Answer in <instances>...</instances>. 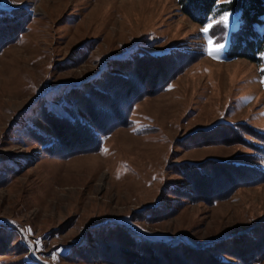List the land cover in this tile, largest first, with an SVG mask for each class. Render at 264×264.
I'll return each mask as SVG.
<instances>
[{"label": "rangeland", "instance_id": "rangeland-1", "mask_svg": "<svg viewBox=\"0 0 264 264\" xmlns=\"http://www.w3.org/2000/svg\"><path fill=\"white\" fill-rule=\"evenodd\" d=\"M19 9L30 17L26 30L0 51V264H105L71 259L101 226L190 248L217 243L221 252L264 233V178L208 203L180 195L189 186L175 172L213 161L264 177V51L258 62L228 56L239 13L215 9L200 25L178 0H0V10ZM225 13L227 26L218 22ZM209 39L224 45L214 57ZM138 52L180 66L164 90L136 102L130 125L99 151H45L36 137L54 133L43 117L71 119L66 92L121 74L117 61ZM225 124L245 125L242 141L202 143Z\"/></svg>", "mask_w": 264, "mask_h": 264}, {"label": "trees", "instance_id": "trees-1", "mask_svg": "<svg viewBox=\"0 0 264 264\" xmlns=\"http://www.w3.org/2000/svg\"><path fill=\"white\" fill-rule=\"evenodd\" d=\"M178 0L181 11L193 22L204 24L214 11L239 13V28L232 33L227 54L231 58L258 62L264 51V0ZM216 9V10H215ZM29 15L24 10H0V51L15 42L26 30ZM165 56L134 53L114 66L121 74L103 73L92 82L65 94L70 102L64 106L69 118L45 115L44 121L54 133L53 138L41 141L50 155L68 157L73 154L99 151L102 139L115 128L130 125V111L143 97L163 91L175 76L180 66H161ZM78 113L81 118H74ZM237 126L220 125L206 132L204 144H230L242 141ZM248 128V127H247ZM217 130L214 135L210 132ZM252 131V130H251ZM254 134V131H252ZM212 135V136H209ZM220 137H217V136ZM256 135H258L256 133ZM184 178L189 191L179 190L180 195L189 200L214 203L229 195L240 185L253 184L264 177L253 171H240L233 163L209 161L200 165H183L175 171ZM249 173H252L249 175ZM147 220L155 217L145 215ZM264 231V227L261 226ZM94 237L88 245L74 248L71 259L82 262H102L105 264H255L264 258V233L250 237L243 235L231 242L234 247L218 250L214 244L200 248H190L181 244L170 245L162 242L141 240L119 225L101 226L94 230ZM235 259L225 262L220 255Z\"/></svg>", "mask_w": 264, "mask_h": 264}, {"label": "snow or ice", "instance_id": "snow-or-ice-1", "mask_svg": "<svg viewBox=\"0 0 264 264\" xmlns=\"http://www.w3.org/2000/svg\"><path fill=\"white\" fill-rule=\"evenodd\" d=\"M229 2H230V0H229ZM229 19H230V14L225 13L223 16L220 17L218 22L227 26L229 24ZM215 23H217V21L215 20V18H213L212 23H209L207 26L202 28L201 31L204 32L205 34H207ZM207 43H208L209 47L206 49V51L210 57H214L215 54L218 53L224 47V45H221V44H214L211 39H209Z\"/></svg>", "mask_w": 264, "mask_h": 264}]
</instances>
